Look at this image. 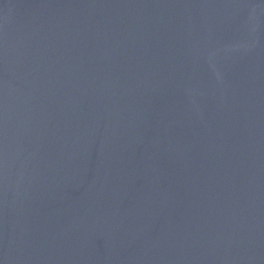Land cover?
Segmentation results:
<instances>
[{
  "label": "water",
  "instance_id": "water-1",
  "mask_svg": "<svg viewBox=\"0 0 264 264\" xmlns=\"http://www.w3.org/2000/svg\"><path fill=\"white\" fill-rule=\"evenodd\" d=\"M0 264H264V0H0Z\"/></svg>",
  "mask_w": 264,
  "mask_h": 264
}]
</instances>
